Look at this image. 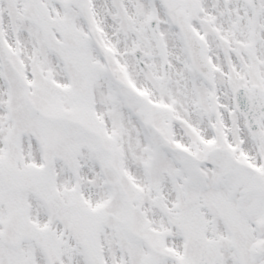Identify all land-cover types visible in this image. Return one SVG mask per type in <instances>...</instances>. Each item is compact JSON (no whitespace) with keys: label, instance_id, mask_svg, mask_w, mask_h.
<instances>
[{"label":"snow or ice","instance_id":"6c2138e0","mask_svg":"<svg viewBox=\"0 0 264 264\" xmlns=\"http://www.w3.org/2000/svg\"><path fill=\"white\" fill-rule=\"evenodd\" d=\"M0 264H264V0H0Z\"/></svg>","mask_w":264,"mask_h":264}]
</instances>
